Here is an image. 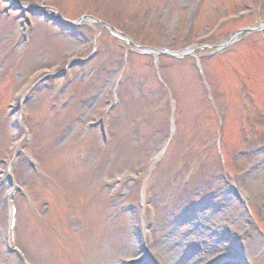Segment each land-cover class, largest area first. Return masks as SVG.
<instances>
[{"label": "rangeland", "instance_id": "obj_1", "mask_svg": "<svg viewBox=\"0 0 264 264\" xmlns=\"http://www.w3.org/2000/svg\"><path fill=\"white\" fill-rule=\"evenodd\" d=\"M13 1L0 0V264H264V33L202 49L263 26L264 0ZM48 7L186 56L141 58L90 21L56 27Z\"/></svg>", "mask_w": 264, "mask_h": 264}, {"label": "bare ground", "instance_id": "obj_2", "mask_svg": "<svg viewBox=\"0 0 264 264\" xmlns=\"http://www.w3.org/2000/svg\"><path fill=\"white\" fill-rule=\"evenodd\" d=\"M204 249V248H203ZM205 250V249H204ZM190 264H196V263H190Z\"/></svg>", "mask_w": 264, "mask_h": 264}]
</instances>
